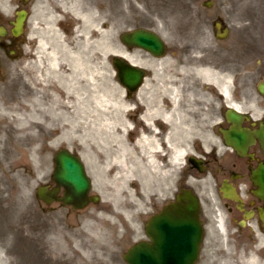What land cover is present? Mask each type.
Masks as SVG:
<instances>
[{
	"label": "flooded vegetation",
	"instance_id": "flooded-vegetation-1",
	"mask_svg": "<svg viewBox=\"0 0 264 264\" xmlns=\"http://www.w3.org/2000/svg\"><path fill=\"white\" fill-rule=\"evenodd\" d=\"M71 1L0 0V101L6 97L19 101L41 96L40 92H42V86L45 84V77L47 79L54 74L50 71L45 72L48 74L47 76H42L39 67L43 65L33 60L35 56L32 48L35 44L34 42L31 43L30 39L35 36L31 33L30 23L36 21V18L39 20L41 17L44 19L46 16L50 18L58 15L60 17L57 22L58 28L61 27V21L68 16L64 5L66 2L71 3ZM74 2V5H80L85 0H74ZM57 24L55 23L56 27ZM259 31H264V27ZM122 45L125 52L129 54L141 52L138 48ZM61 46L63 45L60 44L59 48ZM63 48L66 49L64 46ZM28 50L32 54L29 55ZM260 50L264 51V47ZM143 52L147 53L146 51ZM183 53L186 54L188 51ZM113 56L120 55L112 53L110 59ZM28 59H31L33 65ZM129 62L146 70V76L139 88L135 90L128 87L123 88V97L131 100L135 108L133 114L129 116L134 128L132 138H135L143 129L142 108L135 100L138 91L148 82L146 94L156 97L161 96V93L160 91L159 93L153 91L148 93L150 82L152 80L158 81L150 67ZM61 63L67 64L63 61ZM111 65L112 76L117 78L115 66L113 63ZM48 66L50 67V65ZM68 67L64 66V71ZM218 67L216 70L222 73L221 65ZM260 77L258 78L259 81L255 83L254 89L257 97L251 98V103L255 107H262L258 114L253 113L252 108H244L240 103L242 100H240L239 95L236 97L235 88L231 89L232 102L240 105V108L235 110L243 114L237 130L242 129L250 133V138L242 143L244 147L239 152L228 146L225 139L224 131L231 137V129L233 130L234 125L226 119L228 108L231 105L227 104L224 96L220 92L209 93V96L205 95L202 91L201 93L197 92L195 86L187 89L184 86L182 89V84L188 78H182L181 83H179L181 98L183 95H187L190 99V101L186 100L183 105V100L180 99L178 109L180 117L184 115L182 107L185 108V116L187 117L190 116L187 113V108L192 112H202V110L195 108L203 105V101L207 100L205 96L214 97L215 100H213L217 103V105L211 106V110H214L218 119L211 124L199 123L202 126L197 129L202 130L201 135L203 137L193 133L194 129L191 126L198 120L195 116H190V122L184 120L186 125L179 123L174 128V137L172 138L173 144H187V149L196 157L197 165L194 166V164L187 162V168L181 171L183 184H186L188 179L196 180V183H204L217 200L216 208H220L222 213V227L216 228L214 231L216 240L221 245H208L212 219L211 215L206 214L208 208L207 195L202 193L204 192L202 188L198 187L201 189L202 195L204 194L202 219L205 225V237L200 254L202 259L205 257L207 247L210 254H213L217 248L220 250L221 256L225 254L227 258L234 259L237 255L239 258L249 252L250 246L256 244L259 238H264V189L262 183H255L252 179L253 176L258 178L261 176L264 182V170L258 169L261 164H264V150L261 147L262 143L254 134V131L264 129V93L259 91L260 86H264V77ZM175 78H179V76L175 75ZM230 81L232 82V77ZM55 86L58 89L57 94H59V90L64 91L57 83ZM209 86L215 87L212 84ZM204 92L208 93L207 90ZM195 93L200 94L201 97L194 98ZM74 94L78 96L77 93L74 92ZM76 111L77 105L76 108H71L73 114L70 115L68 123L71 127L80 129L82 127V113L79 111L78 115ZM91 113L94 115L93 108ZM38 114L40 113L38 112ZM26 116H22L21 119L27 118ZM248 117L250 118L248 119ZM64 124L66 125L65 122ZM154 126L162 136L168 130V124L162 118L156 119ZM179 126L186 128L185 132L180 133ZM62 127L66 128L64 125ZM189 128L192 129L189 130ZM57 131L50 130L46 137L41 135L40 137L43 140L47 139L48 144H50V133L56 134ZM2 132H4L3 123L0 119V135ZM41 138L32 140L31 144H26V149L38 147L37 154L35 156L29 155V157L15 153L13 151L14 144H0V264H70L72 256L80 254L81 248L75 237H80L83 233V229L80 227L82 225L81 219L86 222L89 220L94 222V214H103L111 218V224L103 225L109 234L110 247L101 246V250L108 254L116 250L120 256L124 252L123 250L129 247L134 240H139L145 235L148 218L160 210L164 204L174 199L178 193L180 181L177 168L174 182L171 185L173 186L172 190L159 193L160 195L163 194L160 200L153 190L156 182H151L152 186L144 189L140 188L136 182L134 187L137 188L138 194L145 193L148 195L141 211L137 214L139 216L128 221L125 217L123 218L120 210L115 208L116 201L106 195L109 186L99 180L100 177L97 172L101 170L98 164L101 157L99 159L94 156V152H97L94 149V144L86 151L82 149L80 144H61L55 148H50L38 144L42 143ZM62 148H68L73 154L86 156V159L82 158V160L85 171L90 178V188L85 197L81 200L73 199L71 203H67V195L70 194L67 186L58 185L54 177L56 172L55 156L58 150ZM164 159H167V154ZM35 164L37 165L35 166ZM191 185L187 184L189 187ZM40 188L46 192L45 199L39 194ZM51 195L54 197L53 201L50 200ZM82 202L86 204L84 207H80ZM140 232L142 233L141 236L136 238L135 235ZM75 244L78 245V249Z\"/></svg>",
	"mask_w": 264,
	"mask_h": 264
},
{
	"label": "rangeland",
	"instance_id": "rangeland-1",
	"mask_svg": "<svg viewBox=\"0 0 264 264\" xmlns=\"http://www.w3.org/2000/svg\"><path fill=\"white\" fill-rule=\"evenodd\" d=\"M87 4L94 9V22L89 20L85 22L81 19L80 13L85 12L84 9L87 8ZM205 4L210 6L206 7ZM64 7L68 16L61 21L63 27L58 28L57 22L60 20L58 15L50 18L46 16L44 19L41 17L39 20L36 18V21L30 23L31 33L35 36L30 39V42L35 44L32 48L35 56L33 60L43 65L39 67L42 76H47L48 74L45 72L51 71L48 62L50 61L49 50H51L53 44L48 43V41L56 38V42L63 45L66 48L65 50L79 54L78 57L81 61L89 63L88 65H94V70L97 69L108 74L105 78L106 81H103L100 76H94L100 85V88L96 89L94 94L99 93L100 96L110 94H106L108 90L104 91L101 85L104 89L107 86L117 91L111 90L112 94H120L119 90L122 86L112 76L110 61L112 53L110 50L116 48L113 46H117V42L121 45L119 47L123 46L119 39L120 33L134 28H145L155 31L163 38L167 45L165 55L175 56L174 61L176 62L190 58L193 55L196 57L194 61L198 64H208L214 69H218V66L221 65L222 73L228 74L230 78L232 77L231 89L235 88L236 97L239 95L240 100H242L241 105L244 108H252L255 114L262 110V107H255L251 103V98L257 97L254 89L255 83L259 81L258 78L260 75H262L260 78L264 77V51L260 50L264 47V31H259L264 27V0H85L80 5L66 2ZM219 19H222L229 29L224 40H217L214 34L213 22H218ZM40 31L44 33L41 38L40 34L42 33ZM39 38L44 39L47 43L44 51H41L40 45H38ZM105 45H108L110 50ZM29 50L27 53L29 52L30 55L32 52ZM185 51H188V53L184 54ZM68 53L69 51L65 53L67 58L61 57V62L67 63H61V70H64V66L73 65L76 61ZM136 55L147 62H156L157 59L163 57H153L142 50L139 53L136 52ZM30 60L29 62H31ZM30 64L33 65L32 62ZM176 67L169 65L164 67L166 71L161 69L158 73L166 75L171 72L175 76ZM96 81L94 87H96ZM55 83L54 76L47 79L45 77V84L42 86L40 97L36 96L19 101L6 97L0 101V119L4 130L0 135V144H14L13 151L25 156V148L22 144H31L32 140L40 139V135L46 137L45 134H49L50 130L54 132L63 125L69 129V133L55 144H81L82 149L89 148L88 145L90 144L91 146L93 144H104V142L100 141L99 143L98 141V132L100 128L103 130L104 125L98 124L97 116H102L101 119L105 122L108 117L107 114L105 115L107 113L105 111L111 110V107L105 105V101L99 104H95L94 101V106L89 104L87 101L90 98L92 99L90 92L59 90V94H57L58 89ZM77 83L81 85V90L82 86L86 89L91 87L88 83L83 84L81 81H77ZM184 86L186 89L195 86L192 83V78H188L182 84V89ZM164 87L165 85L161 81L152 80L148 93L150 91L159 93L160 91L163 98L162 102L166 105L168 104V98L165 92L162 91ZM74 92L78 94L76 99L73 97ZM197 96L201 97L200 94L195 93L194 98ZM205 97L207 100L203 101V105L195 108L202 110V112H192L187 108V113L190 116H195L198 120L191 126L194 129L193 133L198 136H202V130L197 129L202 126L199 123L207 122L211 124L218 119L214 110H211L212 105H217L214 102V97ZM35 98L38 99L39 104H33ZM55 99L57 101H54ZM181 100H183L182 105L185 104L186 100L190 101L187 95H183ZM77 104L80 106L77 107L76 113L78 115L79 111L82 113V127L80 129H75L68 123L70 115L73 114L71 108H76ZM134 106L137 107V105ZM91 107L94 108V115L91 113ZM33 108L42 116H46L44 122L46 125L48 123L47 128L40 124H34L31 130L25 128V122H22L21 118L32 112ZM182 111L184 115L180 117V124L186 125L187 123L184 120L190 122L191 119L190 116H185L184 107H182ZM179 127L180 133L185 132L186 128ZM192 128H189V130ZM107 129L109 128L105 126L104 130ZM41 139L42 143L38 144H48L47 139ZM81 223L80 227L83 229V233L80 237L82 240L79 236L75 237L81 248L80 254L72 256L70 264H91L93 262L94 264H112L116 262L117 264H124L120 256L118 258L116 250L110 254H105L100 250L101 246L109 248L110 242L94 230V225L90 227V223L83 219H81ZM209 241L208 245H221L216 237L213 238L211 235H209ZM77 244L75 246L78 249ZM215 250L216 254L210 255L207 247L204 259L198 264H221L222 259L225 257L221 258L218 250ZM262 254H264V249ZM227 259L230 262L233 261L232 263H236L234 259Z\"/></svg>",
	"mask_w": 264,
	"mask_h": 264
},
{
	"label": "bare ground",
	"instance_id": "bare-ground-1",
	"mask_svg": "<svg viewBox=\"0 0 264 264\" xmlns=\"http://www.w3.org/2000/svg\"><path fill=\"white\" fill-rule=\"evenodd\" d=\"M71 3H75L74 0ZM82 21L89 20L94 22V9L86 8L85 12L80 13ZM41 32V31H40ZM49 32V31H48ZM42 33V32H41ZM44 33L40 34L43 35ZM47 34V33H46ZM45 34V35H46ZM87 36V35H86ZM51 37V35H50ZM38 45H40V50L44 51L46 41L40 39ZM48 43L53 44V47L49 53L50 70L54 74V80L57 85H59L64 91H75V92H90V100L87 102L94 106L102 101H105V105H109L111 110L105 111L106 116H108L105 122L102 121V116L98 117V124L106 126L107 130L100 128L98 132V141L104 142V144H98V151L94 152V156L100 157V152L104 150L105 152L101 155V160L98 164L101 168L97 175L101 178L103 183L109 186V191L106 193L109 197L113 198L117 204L122 205L123 201L127 202L126 208L123 210L131 215L123 216L128 220L132 221L137 215L142 207L145 198L148 194L143 193L138 194V190H132L130 185H136L138 182L139 187L144 189L145 187L150 188L152 186L151 182H156L153 186V190L157 193L169 192L171 185L174 182L176 168L181 164V160L188 154L186 150L187 144H173L172 138L174 137V128L180 123V89L182 78H192V83L196 87V91H201L209 96L215 92H220L227 101L228 105L235 108H240V105L232 102L231 100V81L230 76L225 73L219 72V70L214 69L208 64H198L194 60L195 56L191 58L182 59V61H174L175 56L164 55L163 57L157 59V61L147 62L137 58V55L129 54L125 52L124 47L117 42L115 49H109L108 45L106 48L110 50L111 53H116L118 55L124 56L127 60L142 65L146 67H151L154 71L155 76L165 87L162 89L168 98V104L162 103V96L158 95L154 97L153 95L146 94L148 82L138 91L135 98L136 103L142 108L141 119L143 121V129L140 133L132 138L134 128L131 124L129 116L133 114L135 108L133 107V102L129 99H125L123 94V89L120 88V94H112L111 90L117 92L112 87H107L103 90H108L104 96H100L99 93L94 94L96 89L100 88L99 83H97L95 75L100 76L103 81L107 78L106 72L94 70V65H88L85 61H81L79 54L72 52L70 50H65L63 46L59 48L56 42V38L49 39ZM43 49V50H42ZM108 50V51H109ZM66 51H69L71 58L73 57L76 61L73 65L68 68L61 70V57H66ZM192 62H188L189 60ZM173 62V63H172ZM177 66L175 68V75L179 78H175L174 74L168 72L166 75L163 73H158L159 70L164 69L166 66ZM164 66V67H162ZM162 67V68H160ZM108 70V69H107ZM165 70V69H164ZM166 71V70H165ZM95 72V73H94ZM81 81L83 84H90L91 87L86 89L77 83ZM96 81V87H94ZM215 85V87H210L209 85ZM207 90L208 93L204 92ZM217 90V91H216ZM75 99L77 95L73 96ZM54 101H57L55 99ZM57 103V102H55ZM34 104H39L38 99L34 101ZM80 105L77 104V107ZM93 107L90 108V110ZM94 109V108H93ZM101 112V111H99ZM102 113V112H101ZM27 118L22 119L25 122V128L31 130L34 124H40L47 128L44 120L46 116L38 114L37 111L29 113ZM164 119L168 124V130L162 136L159 131L155 129L156 119ZM238 121H241L239 119ZM69 133V129L61 127L57 133H50V145H54L56 142L61 141ZM33 154L35 149L32 150ZM167 154V159L164 156ZM100 159V158H99ZM156 186V188H155ZM157 193V194H158ZM116 207V206H115ZM111 218L99 214H94V230L108 241L107 231L103 227L107 223H110ZM219 222V220L217 219ZM111 224V223H110ZM264 239H261V242ZM262 248L258 247L256 251L246 254L239 264H264V257H261ZM221 264H232L227 258L222 260Z\"/></svg>",
	"mask_w": 264,
	"mask_h": 264
},
{
	"label": "water",
	"instance_id": "water-1",
	"mask_svg": "<svg viewBox=\"0 0 264 264\" xmlns=\"http://www.w3.org/2000/svg\"><path fill=\"white\" fill-rule=\"evenodd\" d=\"M122 40L128 44L142 47L155 55L165 51L162 39L148 30H136L131 34H123ZM120 80L131 84L142 75V71L128 65L122 60L117 61ZM128 75L123 74L128 70ZM130 79V80H129ZM135 79V80H134ZM232 121L238 120L235 114H229ZM227 141L242 144L248 136L244 130H232ZM264 146V133L259 136ZM60 176L77 189H84L86 181L80 173L75 160L64 154ZM147 234L151 242L135 244L124 256L128 264H193L197 259L202 239V225L199 219L198 199L190 190H183L177 195L175 203H170L154 216L147 226Z\"/></svg>",
	"mask_w": 264,
	"mask_h": 264
}]
</instances>
